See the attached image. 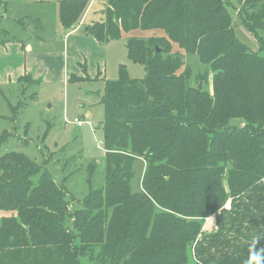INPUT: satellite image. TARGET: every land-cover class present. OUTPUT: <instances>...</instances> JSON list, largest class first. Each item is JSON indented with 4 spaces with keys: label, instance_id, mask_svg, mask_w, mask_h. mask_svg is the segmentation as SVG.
Returning a JSON list of instances; mask_svg holds the SVG:
<instances>
[{
    "label": "trees",
    "instance_id": "1",
    "mask_svg": "<svg viewBox=\"0 0 264 264\" xmlns=\"http://www.w3.org/2000/svg\"><path fill=\"white\" fill-rule=\"evenodd\" d=\"M226 4L106 0L89 35L102 43L138 29L159 35L124 37L146 75L132 78L122 66L102 89L104 185L72 210L46 165L24 152L1 156L0 264H246L254 243L264 249V56L237 38ZM88 5L61 0L63 27L77 26ZM242 9L264 49V0ZM6 37L0 30V44ZM187 54L209 67L212 94L188 83ZM25 104L12 106L14 118ZM11 137L0 131V147ZM138 159L146 169L133 192ZM212 216L217 229L202 232L198 220Z\"/></svg>",
    "mask_w": 264,
    "mask_h": 264
},
{
    "label": "rangeland",
    "instance_id": "2",
    "mask_svg": "<svg viewBox=\"0 0 264 264\" xmlns=\"http://www.w3.org/2000/svg\"><path fill=\"white\" fill-rule=\"evenodd\" d=\"M43 1L51 2L48 3L50 5H58L61 0ZM245 1L248 0H227L226 5L231 13L235 34L239 40L248 45L253 51H259L264 56V49L260 48V41H258L254 32L256 30L255 26L251 28L249 19L242 9ZM15 2H18L19 5L21 4L20 7L25 6L22 4L23 0H15ZM10 9L9 16H12L17 8L11 5ZM105 9L106 0H89L86 15H90L87 18V22L103 21ZM254 12H258L257 8L249 9L250 15ZM45 18L47 21L43 24L49 27V30L43 32L33 30L32 35H37L42 40L45 39V43L42 46L43 50L60 52V38L57 37L58 33L54 31L53 19L49 20V17L46 16ZM8 23L12 22L8 20L4 23V27L7 29ZM26 23L28 24L29 22ZM57 25L59 29V20ZM20 30L14 28L15 34H18L17 32ZM5 32L7 34L6 38H12L9 35L11 31ZM123 35L147 39L158 36L159 33L155 30L141 29L123 32L120 41L116 40V42L108 45L110 66L107 71V79L117 80L121 65L127 68L132 77L143 79L145 77L144 66L135 64L128 59L125 47L126 40ZM258 35L264 37V29H259ZM184 60L193 72L188 83L192 86L199 85V89L202 86L205 91L212 94L214 77L209 67L202 64L199 55L196 54H187L184 56ZM76 61L70 63V77L73 73L83 74L81 70H86L85 64L89 68V61H83L82 68L76 66ZM72 64L76 67V71L71 70ZM86 75L85 71L84 76ZM198 75H202V79ZM95 77L87 82L65 81V83H48L46 80L39 86H34L30 89V95L37 92L38 97L35 101H29L25 108H23V105L28 101L26 94L28 90L24 91V85H26L24 82L21 84L23 85L22 89L20 91V88L14 90L13 95L10 96L7 90H4L5 94L3 96L2 93L0 95V131L7 129L12 132V137L0 147V157L10 151H19L26 153L37 163L46 165L45 167L51 171L60 188L68 194L72 210L78 207L80 200L82 201L86 197L90 188H100L105 182V150L103 148L102 129L105 113L101 102L102 97L99 95L102 94L103 82L101 80L103 78L96 77L95 79ZM200 79L202 80L201 82ZM20 102H23V105H20L17 116L14 118L12 106H16ZM76 118L83 122L82 127H78L77 123L74 122ZM27 123L31 124L27 126L28 128L23 125ZM231 124L244 127L246 122L235 119L231 121ZM92 165L95 166L94 171L92 170ZM145 169L146 163L144 160L138 159L135 161V178L131 184L133 192L141 190V179ZM92 173L93 178L90 181ZM226 207L230 208V202H228ZM5 214L14 213L5 212ZM215 219V216L199 219L198 221L202 225V232H214L217 229Z\"/></svg>",
    "mask_w": 264,
    "mask_h": 264
},
{
    "label": "crops",
    "instance_id": "3",
    "mask_svg": "<svg viewBox=\"0 0 264 264\" xmlns=\"http://www.w3.org/2000/svg\"><path fill=\"white\" fill-rule=\"evenodd\" d=\"M48 3L51 2L23 0L22 4L25 6L20 7L21 4L19 5L15 0H0V30L11 31L9 35L12 36V38H7L9 39L7 42L0 44V95L1 93L2 96L5 94L4 90H7L10 96L13 95L14 90L20 88V91L23 86L21 84L24 82L21 79L29 76L32 80L24 82L26 84L24 85V91L28 90L26 93L28 101H35L37 98L30 100V97L37 92L30 95V89L37 85L36 82H39V86L46 80L48 83H65V81H70V63H74L76 60V66L80 67L83 61H89V68L85 64L86 70H81L83 74L73 73L72 75L87 78L81 82L93 80L95 76L103 78L101 82H103L102 87L104 88L105 82L108 80L107 71L110 66L108 45L116 41L102 43L92 35H89L87 29L92 23L90 21L87 22L90 14L86 15V13L77 26L66 30L60 21L59 4L54 5L52 3L53 6ZM11 5L17 9L14 11V15L9 16ZM50 6H53V9ZM45 16L49 17V20L53 19L54 31L58 33L57 37L60 38V52H47L43 50L42 46L45 43V39L42 40L39 36L32 35L33 30L41 32L49 30V27L43 24L47 21ZM57 18L60 23L59 29ZM8 20L12 23H8L7 29L4 27V23ZM26 22L29 23L27 24ZM14 28L21 30L17 32L18 34H15ZM28 36L29 38H27ZM124 37L127 38L128 36ZM122 66L119 68V76ZM71 70L76 71V67L73 64ZM85 71L87 73L86 76H84ZM130 77L132 76L130 75ZM8 94H6L7 97H9ZM99 95L102 97V94ZM77 119L79 118L74 119V122ZM23 125L27 127L31 124L27 123ZM82 126L78 125V127Z\"/></svg>",
    "mask_w": 264,
    "mask_h": 264
},
{
    "label": "clouds",
    "instance_id": "4",
    "mask_svg": "<svg viewBox=\"0 0 264 264\" xmlns=\"http://www.w3.org/2000/svg\"><path fill=\"white\" fill-rule=\"evenodd\" d=\"M246 264H264V249L256 250L254 243L249 250V258Z\"/></svg>",
    "mask_w": 264,
    "mask_h": 264
},
{
    "label": "built area",
    "instance_id": "5",
    "mask_svg": "<svg viewBox=\"0 0 264 264\" xmlns=\"http://www.w3.org/2000/svg\"><path fill=\"white\" fill-rule=\"evenodd\" d=\"M75 122L79 125V126H82L83 125V122H81L80 120H75Z\"/></svg>",
    "mask_w": 264,
    "mask_h": 264
},
{
    "label": "water",
    "instance_id": "6",
    "mask_svg": "<svg viewBox=\"0 0 264 264\" xmlns=\"http://www.w3.org/2000/svg\"><path fill=\"white\" fill-rule=\"evenodd\" d=\"M202 88V86H200V89Z\"/></svg>",
    "mask_w": 264,
    "mask_h": 264
}]
</instances>
